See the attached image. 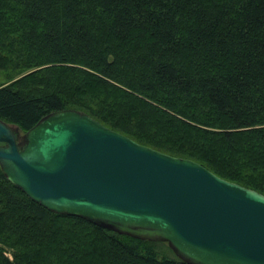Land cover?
I'll list each match as a JSON object with an SVG mask.
<instances>
[{
  "label": "trees",
  "instance_id": "obj_1",
  "mask_svg": "<svg viewBox=\"0 0 264 264\" xmlns=\"http://www.w3.org/2000/svg\"><path fill=\"white\" fill-rule=\"evenodd\" d=\"M0 71L23 133L78 110L264 195V0H0ZM163 244L51 212L0 167V264H187Z\"/></svg>",
  "mask_w": 264,
  "mask_h": 264
},
{
  "label": "water",
  "instance_id": "obj_2",
  "mask_svg": "<svg viewBox=\"0 0 264 264\" xmlns=\"http://www.w3.org/2000/svg\"><path fill=\"white\" fill-rule=\"evenodd\" d=\"M0 167L31 200L187 264H264V195L158 152L78 110L22 134L0 120Z\"/></svg>",
  "mask_w": 264,
  "mask_h": 264
},
{
  "label": "rangeland",
  "instance_id": "obj_3",
  "mask_svg": "<svg viewBox=\"0 0 264 264\" xmlns=\"http://www.w3.org/2000/svg\"><path fill=\"white\" fill-rule=\"evenodd\" d=\"M13 81L9 80V74L5 73V72H2L0 71V86L2 85H9L11 84ZM22 134H24L22 132ZM167 248H169L168 244H163L161 246V249H162V254L165 255V257L169 258V259H175L176 258V255L173 253V251L170 249L171 253L167 250ZM10 255V254H9Z\"/></svg>",
  "mask_w": 264,
  "mask_h": 264
}]
</instances>
